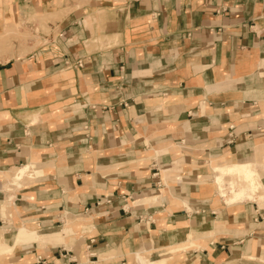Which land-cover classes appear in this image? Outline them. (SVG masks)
Wrapping results in <instances>:
<instances>
[{"label": "crops", "instance_id": "0c3cea01", "mask_svg": "<svg viewBox=\"0 0 264 264\" xmlns=\"http://www.w3.org/2000/svg\"><path fill=\"white\" fill-rule=\"evenodd\" d=\"M247 163L264 0H0V264L264 257V198L221 192Z\"/></svg>", "mask_w": 264, "mask_h": 264}, {"label": "rangeland", "instance_id": "374dc122", "mask_svg": "<svg viewBox=\"0 0 264 264\" xmlns=\"http://www.w3.org/2000/svg\"><path fill=\"white\" fill-rule=\"evenodd\" d=\"M256 166L257 165L254 163H247L243 164V166L239 169L222 172L220 181L221 188L223 189V191H221L223 196L228 193L229 200L231 201L236 198L252 199L256 194L259 195V199L264 198V188L256 172ZM248 172H250L253 177L249 175ZM236 187H238V189H235ZM217 189L219 194L222 195L220 193V186L218 185V182ZM218 264H264V257H249L248 259L237 260L229 263H225V261H223Z\"/></svg>", "mask_w": 264, "mask_h": 264}]
</instances>
